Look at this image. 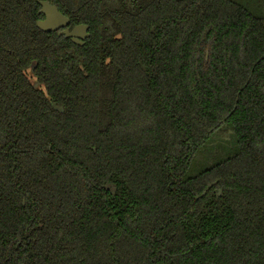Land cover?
I'll return each instance as SVG.
<instances>
[{"label": "trees", "instance_id": "trees-1", "mask_svg": "<svg viewBox=\"0 0 264 264\" xmlns=\"http://www.w3.org/2000/svg\"><path fill=\"white\" fill-rule=\"evenodd\" d=\"M48 1L90 36L0 0V264H264V0Z\"/></svg>", "mask_w": 264, "mask_h": 264}, {"label": "water", "instance_id": "water-1", "mask_svg": "<svg viewBox=\"0 0 264 264\" xmlns=\"http://www.w3.org/2000/svg\"><path fill=\"white\" fill-rule=\"evenodd\" d=\"M38 2L41 5L40 13L44 15V18L37 23L41 30L58 31L59 35L71 38L78 45L85 44V40L90 36L88 25L79 24L70 29V19L56 5L48 0H38Z\"/></svg>", "mask_w": 264, "mask_h": 264}, {"label": "rangeland", "instance_id": "rangeland-1", "mask_svg": "<svg viewBox=\"0 0 264 264\" xmlns=\"http://www.w3.org/2000/svg\"><path fill=\"white\" fill-rule=\"evenodd\" d=\"M253 5L256 8V11H259L260 14H263L264 13V4L260 3L259 1H258V3H256L255 1H253ZM29 75L31 77L32 82L37 85L36 78L33 76L31 70L29 71ZM194 167H195V169L197 171V170H199L202 167V164L201 163H195L194 164Z\"/></svg>", "mask_w": 264, "mask_h": 264}]
</instances>
